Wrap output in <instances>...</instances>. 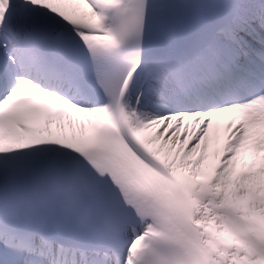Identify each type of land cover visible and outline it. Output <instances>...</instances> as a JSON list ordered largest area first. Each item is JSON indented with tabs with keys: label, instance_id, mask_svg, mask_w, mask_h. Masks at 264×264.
<instances>
[{
	"label": "snow or ice",
	"instance_id": "1",
	"mask_svg": "<svg viewBox=\"0 0 264 264\" xmlns=\"http://www.w3.org/2000/svg\"><path fill=\"white\" fill-rule=\"evenodd\" d=\"M0 264H264V0H0Z\"/></svg>",
	"mask_w": 264,
	"mask_h": 264
}]
</instances>
